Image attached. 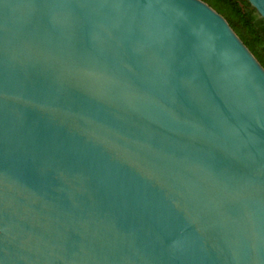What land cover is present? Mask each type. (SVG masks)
Segmentation results:
<instances>
[{
    "label": "water",
    "instance_id": "water-1",
    "mask_svg": "<svg viewBox=\"0 0 264 264\" xmlns=\"http://www.w3.org/2000/svg\"><path fill=\"white\" fill-rule=\"evenodd\" d=\"M0 264H264V67L222 15L0 0Z\"/></svg>",
    "mask_w": 264,
    "mask_h": 264
},
{
    "label": "trees",
    "instance_id": "trees-1",
    "mask_svg": "<svg viewBox=\"0 0 264 264\" xmlns=\"http://www.w3.org/2000/svg\"><path fill=\"white\" fill-rule=\"evenodd\" d=\"M222 15L264 67V19L247 0H202Z\"/></svg>",
    "mask_w": 264,
    "mask_h": 264
}]
</instances>
